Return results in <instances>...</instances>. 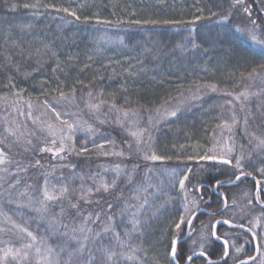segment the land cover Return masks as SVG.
<instances>
[{"label": "trees", "instance_id": "obj_1", "mask_svg": "<svg viewBox=\"0 0 264 264\" xmlns=\"http://www.w3.org/2000/svg\"><path fill=\"white\" fill-rule=\"evenodd\" d=\"M249 33L264 40V0H0V152L5 161L0 164V242L13 252L20 249L18 256H8L11 263L45 264L44 253L23 248L25 229L51 246V253L41 250L51 264H88L90 253L92 264H175L171 242L181 232L175 225L181 214L190 219L202 208L206 212L192 223L196 230L189 240L195 244H179L175 259L184 264L189 247H200L201 234L207 238L203 251L213 260L223 257L222 242L211 236L215 219L251 227L252 215L263 211L247 202L254 182L247 184L248 190L242 181L223 185L242 172L258 176L264 188V160H253L256 153L247 144L248 134L264 133V44L254 43ZM62 101L85 105L78 112L87 127L70 134L66 145L72 151L54 155L41 151L56 149L49 139L26 130L24 105H35L40 119L61 128L59 118L66 115L57 118L55 113L65 106ZM173 108L179 109L177 115L158 122L142 143L149 156L163 157L156 161L143 160L135 150L129 154L128 137L117 126L99 122L91 128L93 115L111 122L124 113L138 118L144 128L158 113ZM223 125H231L232 134ZM228 134L234 150L229 160L236 162L242 152L249 159L240 160L242 170L234 164L233 171L217 168L222 163L215 161L225 155L223 149L212 150L221 149L222 136ZM208 155L217 159H201ZM210 162H215L214 170L207 168ZM185 173L189 180L182 190L179 179ZM46 177L50 192L53 185L57 192L67 186L69 194L48 202L49 211L43 213L38 209ZM215 181L222 186L214 188ZM101 183L111 187L104 191ZM82 185L85 191L93 189L87 203L80 199ZM220 194L234 205L212 216V210L223 206ZM234 206L246 207L248 220L229 215ZM61 207V226L54 231L51 219ZM239 230L217 226V235L230 248L219 264L244 262L249 244ZM84 235L89 239L80 253L76 249ZM261 243L259 257L264 258ZM103 248L115 252L112 260ZM25 252L27 258L22 257ZM190 264L208 260L197 257Z\"/></svg>", "mask_w": 264, "mask_h": 264}, {"label": "rangeland", "instance_id": "obj_2", "mask_svg": "<svg viewBox=\"0 0 264 264\" xmlns=\"http://www.w3.org/2000/svg\"><path fill=\"white\" fill-rule=\"evenodd\" d=\"M73 99V98H72ZM73 101H75L73 99ZM70 102V101H69ZM80 101L76 103H73V104H68V102H64L62 101L63 104H65V106H62V108L60 110H56V113L55 115L58 113H62L65 116V118H59V120H61L59 122L58 125H61L62 127L59 128L57 126V128L55 127H51L52 126V122H45L43 121L42 119H40V117L38 115H36L37 112H34V111H38V108L33 104H30V103H25L24 105V108L26 109L25 113L29 116V123L27 125V128L26 130L28 131H31L35 134L36 133H39L38 134V137L40 139H44V141H46V139H49L52 143L53 139L56 140V143L52 145L55 147V148H58L59 147V144H60V140L62 137H64V143L65 145L68 143V141L70 139H68L67 137H71L70 134L76 130V128H81L83 130L84 126L87 127V124H85V121L82 119V116L79 114L78 112V109H82V107H84L85 105L84 104H79ZM35 103V102H34ZM58 103V102H56ZM176 110V108H175ZM174 108L173 109H168V110H164L163 113H158V115H156L153 119H150L148 121V126H144V128L142 127H139V122H138V118H133V117H129L127 115H125V113L123 115H121V117H116L114 118L111 122L110 121H107V120H103V119H100V120H96V116L97 115H93V126L91 127L92 129H96L99 125L98 123L100 122L101 124H113L115 126L118 127V129H120L121 131L124 132V134H126V136L128 137V153L131 154L132 151H136V154L138 155H141L140 157L145 160L144 156L145 155H148L149 154L145 151V146L143 147V141L146 137L149 136V133L151 134V130L154 129L155 125L158 124V122L160 123L161 120H163L166 116L167 117H170V113L172 111H175ZM64 122H67V123H64ZM24 125V124H23ZM68 125H72V129H69ZM222 128L229 134H232L231 131V125H223ZM143 129V134L142 135H139V136H132L131 135V132H139V130ZM51 131H55L56 132V135L55 137H53L52 135H50V132ZM224 135L222 136L224 139L222 141H220V147H215L212 151H216L215 149L217 148V150H222L223 151L221 152L223 154V156L225 157V159H229L231 158L232 154H233V151L234 150H231V152H229V149H232V148H229L230 146V140H228L227 137H230V135ZM248 138V143L251 147V145L253 146V150L251 149L250 151H252V153H256L255 154V158L253 160L257 161V162H262L264 160V145L261 144V141L264 140V133H260V134H257V133H254L252 132V134H248L247 136ZM138 140H139V143H138ZM145 151V152H144ZM240 153V151H239ZM221 154V155H222ZM220 155V156H221ZM246 153L242 152L240 154V156H237V158H239L241 161H249V159L246 158ZM128 157V154H124L121 158L123 159H126ZM223 157V158H224ZM252 157V156H251ZM235 158V159H237ZM217 164L220 163V160L219 161H215ZM215 162H210L208 165L207 164V168H211L214 170V167L212 166ZM221 164V163H220ZM235 165V162H233L231 165H220L221 167H217L218 169H221L222 170H225V168L231 171H233V169H231L230 167L232 165ZM233 165V166H234ZM209 166V167H208ZM219 166V165H218ZM229 166V167H228ZM242 166V165H241ZM262 168V167H261ZM237 169V168H235ZM238 170H242V168L240 167ZM258 178V176H256ZM196 218V217H195ZM187 226V225H186ZM254 228H257L256 225H254ZM25 230V229H24ZM23 233L26 235V237H24V239L26 240V244H29V236L27 235V231H23ZM262 234L264 235V229L262 230ZM262 235V236H263ZM264 237V236H263ZM45 239H36L35 241H32L31 239V242H32V245L33 247L30 248V249H27L28 251H30L31 249L35 250L37 248H39L40 250H47L48 248H50L51 246H49L45 241H43ZM262 243L264 244V239H262ZM193 244V242L191 243V245ZM25 245V244H24ZM119 248L121 249V246L119 245ZM10 249V245L7 244L6 246L3 245L2 242H0V264H12L11 263V258L8 257V256H13V255H5V253ZM41 253H44L47 255V253L45 251H41L40 252V255ZM71 253H75V249H73L71 251ZM263 253V252H262ZM43 254V255H44ZM23 258H24V254H22ZM264 257V255H263ZM38 259V258H37ZM264 259V258H263ZM16 261H18L19 259H15Z\"/></svg>", "mask_w": 264, "mask_h": 264}, {"label": "snow or ice", "instance_id": "obj_3", "mask_svg": "<svg viewBox=\"0 0 264 264\" xmlns=\"http://www.w3.org/2000/svg\"><path fill=\"white\" fill-rule=\"evenodd\" d=\"M236 3L239 4V3H242V0H236ZM28 5H25V7H27ZM65 11H67L65 9ZM245 12H249V8H245L244 9ZM74 15V13H73ZM78 19V17H77ZM197 19H200V17H197ZM135 23H140L139 21H136ZM145 23H148V21H145ZM152 23H156L155 21H152ZM165 23H168L167 21ZM253 24H255V21L252 22ZM189 31H194V29H189ZM249 38L256 44H264V40H261V39H258L257 36L255 34H252V33H249ZM198 47V45H196L194 42H193V48H196ZM213 90H215V86L213 85L212 86ZM63 95V94H62ZM241 96H244L245 93H241L240 94ZM179 111V109H176L175 111H172L170 113L171 116L175 117L177 115V112ZM125 115H127V113H125ZM57 118H59V114L57 113ZM64 123H67V122H64ZM69 129H72V125H68ZM143 134V129L139 130V132H131V135L136 137V136H139V135H142ZM50 135H52L53 137H55L56 135V132L55 131H51L50 132ZM68 139H70L71 137H67ZM151 138V137H149ZM53 144L56 143V140L53 139L52 141ZM138 143H139V140H138ZM261 144L264 145V140L261 141ZM72 151L73 150V146L72 145H65L64 143V137L61 138L60 140V144H59V147L56 148V149H52V148H42L41 151H53L54 155H59V153H62L64 151ZM229 152H231V149H229ZM144 158L146 160H153V161H156V160H160V159H163V157H160V156H157L155 153H153L151 156H148V155H145ZM60 159H64L63 156H60ZM201 159H207V160H216L217 158L214 156V155H208V156H203L201 157ZM5 161H4V154L2 152H0V164H3ZM220 163L224 164V165H231L232 164V161L229 160V159H222L220 161ZM37 164H39V161H37ZM235 168L239 169L241 167V161L239 158L236 159V162H235V165H234ZM189 173L191 172V169L188 170ZM244 175L242 172L240 175L236 176V180H240L241 176ZM189 180V175L188 173H185L182 178L179 179V185H180V188L182 190H185L186 189V181ZM115 183V181L113 182V184ZM48 184H49V181L47 179V177L45 178V185H44V188H43V200L40 201V204H41V208L38 209V211H41L43 213H47L49 211V208H48V202H54V201H57V200H62L64 199L65 197L68 196L69 194V189L67 186H62L59 191L57 192L55 190V185H53V191H49L48 190ZM222 186V183L220 181H215L214 183V187H221ZM101 187L103 188L104 191H108V189L111 187V185H108V184H104V183H101ZM203 187V185H200L199 187H197L196 191H200V189ZM100 188H97L96 191H99ZM93 189L92 188H88L86 191L85 189L83 188V185L81 186V189H80V192H81V195H80V199H84L85 202L87 203L88 202V196L92 193ZM220 195H223V194H220ZM251 203V201H250ZM69 204H70V207L73 208V209H78V204L76 203H72L70 200H69ZM109 208L112 207L111 204L108 205ZM224 207L227 208L228 205H227V199L225 198V204H224ZM189 209L187 207H185L184 209V213H188ZM64 215V209L63 207H61V211L60 213H56L53 215L52 219H51V223H50V227L53 228V230L55 231V229L59 226H61L59 224V220L63 217ZM191 215L193 216V219L196 217L197 213L193 212L191 213ZM85 223L87 222V220L89 219L88 217H85ZM97 219H99V217L97 216ZM111 219V218H110ZM187 224L189 226L192 225L193 223V220L192 219H186V216L185 214H181L180 216V220L179 222L176 223L175 227L177 229H181L182 230V225L184 224ZM220 224H224V225H229L230 224V221L225 219V220H222V221H217L215 224L212 225V232H211V236L215 238V241H219L220 240V237L216 235V228L218 225ZM64 228H67L68 225L64 224L62 225ZM230 226L232 227H243V225H234V224H231ZM134 227H135V223H134ZM21 231H25L24 229H21ZM73 231L75 232L76 229H73ZM79 231L81 233H85V228L84 227H81L79 229ZM88 231H91L90 229H88ZM105 232H108L109 231V228H105L104 229ZM65 235H67V233H64ZM27 235L29 237H31L32 241H35L36 240V237L33 236V234L31 232H27ZM189 236H191V232H189L188 234ZM96 236L99 237L100 236V233H96ZM73 239H75V237H73ZM89 239L88 235H84L83 236V239L81 241H79V247L76 249L77 252H80L82 253L83 250L85 249L86 247V242L87 240ZM116 239L117 241H119V234H116ZM207 239L203 234H201V240H205ZM182 241L180 240L179 238V235L174 238L171 242V255L173 258H175L177 255H178V243H181ZM224 251H223V258H226L229 256V249H228V242L227 240H225L224 242ZM193 244H195V241H193ZM33 245L32 244H25L23 245V248L25 249H30L32 248ZM200 248L202 249L198 254L194 251V249H192L191 247L189 248V251L192 252L191 255H189L187 257V260L189 262H191L194 257H196L197 255H199L200 257H204L206 255L205 251H203V249L205 248V244L204 243H201L200 244ZM259 250V249H258ZM47 253H51L52 249L51 248H48L47 250ZM63 251V249H62ZM100 251L104 252L107 260H112V257L115 255V252H110L107 248H103V249H100ZM236 251L237 252H240L241 249L240 248H236ZM36 252L38 255H40V252L41 250L39 248L36 249ZM20 254V249H17L15 252H13L12 249H9L5 255H13L14 257L15 256H18ZM27 252L24 253V258H27ZM72 253H69V256H71ZM129 260L132 259L131 256L127 257ZM41 259L45 262V264H51L50 260H49V256L48 255H43L41 257ZM249 259L251 260H254L255 258L254 257H249ZM94 260V257L91 255V253L89 254V262L88 264H92V261ZM208 264H219L218 261H212V260H209L208 261ZM242 264H247L246 261L242 262Z\"/></svg>", "mask_w": 264, "mask_h": 264}, {"label": "flooded vegetation", "instance_id": "obj_4", "mask_svg": "<svg viewBox=\"0 0 264 264\" xmlns=\"http://www.w3.org/2000/svg\"><path fill=\"white\" fill-rule=\"evenodd\" d=\"M243 174L244 175L241 176L240 180L237 181L236 180V177H235L232 183H234L235 185H238V184H240L239 182L242 181L243 188L245 187V190H248L247 184H252L254 182L255 183V189H254V192H253L254 194L252 195L251 203L248 200H247V202H248V204L253 205L252 204V201H254L261 209H263V211H261V212L259 211L258 213L252 215L253 218L250 220V223L252 225L251 227L243 226L242 229H240V230L238 229L240 232H242L246 236V238H242L243 241H244V244H247V243L249 244V249L247 250V252H244L243 261H246L247 264H264V259L259 257L260 256V252H261L260 241L262 242V239H264V237H263L264 235L262 234V230L264 229V188L260 185L259 180L255 176L251 175L250 173H243ZM246 192H248V191H246ZM225 198H226L225 195L221 196L222 205L223 206L220 207L219 209L212 210V212H210V214L212 216H216L217 217V215H219L220 213H222L223 210H226V208L224 207ZM227 205H228V207H232L234 204H232L231 202L229 203L228 200H227ZM245 210H246V207H244V206L243 207L234 206V208H230L228 210V213L232 217L237 216V217H241L243 219H247L248 220V216L245 214ZM219 220H225V218L223 219V218H219L218 217V218L215 219V221L213 223H215L216 221H219ZM231 223L232 224L241 225L239 223H233V222H231ZM254 225H256L257 228H254ZM195 230L196 229L193 228L192 225H191V227H190L191 236H192V234L195 233ZM186 233H187V228L186 229H182L181 232L179 233V238L184 237ZM216 235H217V233H216ZM191 236H189L186 240L182 241L181 243L184 242V243H187V245H190L191 244V240H189V239H190ZM225 240L222 239V238H220V240H219L220 242H222L223 246H224V243L223 242ZM181 243H178V245L181 244ZM201 243H204V240H202V241L200 240L198 245L200 246ZM244 244L241 247H243ZM178 245H177V247H178ZM241 247H238V246L235 247V249L236 248H240L241 249L240 252H237L236 251L237 254H240V255L243 254V250H242ZM186 248H187V246H186ZM228 248H229V242H228ZM197 249L198 250H195L196 253L197 252L199 253L202 250L200 247H198ZM229 253H230V248H229ZM185 254L191 255L192 253L190 251H186ZM179 255H181V253H179ZM171 257H172V255H171ZM249 257H254L255 259L254 260H251V259H249ZM201 258H203V259L204 258H209L212 261H219L222 257H220L217 260L216 259L213 260L206 253V257H201ZM186 259H185V263H186ZM172 260H173V258H172ZM173 262H175V264H180V262L178 263L176 261V259L173 260Z\"/></svg>", "mask_w": 264, "mask_h": 264}, {"label": "water", "instance_id": "obj_5", "mask_svg": "<svg viewBox=\"0 0 264 264\" xmlns=\"http://www.w3.org/2000/svg\"><path fill=\"white\" fill-rule=\"evenodd\" d=\"M233 184H234V183H225V184H223V185H225V186H232ZM257 185H258V184H257ZM214 188H215V187H214ZM202 212L205 213V212H206V209H205V208H202V209H199V210L195 211V213H197V215L200 214V213H202ZM197 215H196V216H197ZM191 219L194 220L195 218L193 219V216L191 215ZM219 221H222V220H219ZM216 222H217V221H216ZM216 222H215V223H216ZM215 223H214V224H215ZM231 224H232V223L230 222L229 225H225V226H226V227H229V228H231V229H235V228L242 229V228H243V227H232V226H230ZM220 225H223V226H224V224H220ZM234 225H237V224H234ZM186 228H187V233L185 234L184 237H181V238H180L181 241H184V240H186V239L189 237L188 234H189V232H190V226L187 225ZM213 238H214V237H213ZM228 249H229V248H228ZM197 254H198V252H197ZM196 257H200V256L197 255ZM196 257H194V258H196ZM204 257H206V255H205ZM172 258H173V257H172ZM224 259H225V258L222 257V258H221V261H223ZM173 260H175V258H173ZM207 260L209 261L210 259L207 258ZM191 262H192V261H191ZM185 264H190V262L186 259V263H185Z\"/></svg>", "mask_w": 264, "mask_h": 264}]
</instances>
